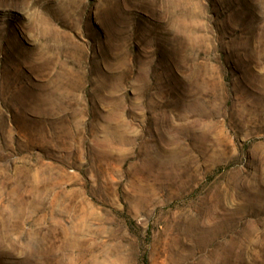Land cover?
I'll use <instances>...</instances> for the list:
<instances>
[{
	"label": "rangeland",
	"instance_id": "1",
	"mask_svg": "<svg viewBox=\"0 0 264 264\" xmlns=\"http://www.w3.org/2000/svg\"><path fill=\"white\" fill-rule=\"evenodd\" d=\"M0 264H264V0H0Z\"/></svg>",
	"mask_w": 264,
	"mask_h": 264
}]
</instances>
